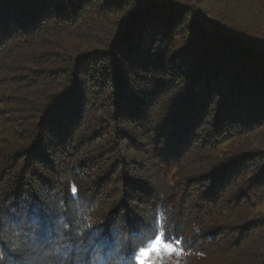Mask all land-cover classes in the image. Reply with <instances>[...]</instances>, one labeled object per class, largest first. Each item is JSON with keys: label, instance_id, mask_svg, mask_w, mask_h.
Segmentation results:
<instances>
[{"label": "trees", "instance_id": "1", "mask_svg": "<svg viewBox=\"0 0 264 264\" xmlns=\"http://www.w3.org/2000/svg\"><path fill=\"white\" fill-rule=\"evenodd\" d=\"M161 221L187 264H264V0H0V264Z\"/></svg>", "mask_w": 264, "mask_h": 264}, {"label": "clouds", "instance_id": "2", "mask_svg": "<svg viewBox=\"0 0 264 264\" xmlns=\"http://www.w3.org/2000/svg\"><path fill=\"white\" fill-rule=\"evenodd\" d=\"M153 235L145 232L124 233L112 250L108 264H187V260L181 255L173 258L168 244L158 238L153 243ZM152 248L149 249V245ZM22 254L23 249H15ZM31 264V261L29 262ZM45 264H57L55 259H48ZM92 264H104L102 254L92 262Z\"/></svg>", "mask_w": 264, "mask_h": 264}, {"label": "snow or ice", "instance_id": "3", "mask_svg": "<svg viewBox=\"0 0 264 264\" xmlns=\"http://www.w3.org/2000/svg\"><path fill=\"white\" fill-rule=\"evenodd\" d=\"M71 193L72 196L75 198L77 196L78 193V189L75 187V185H73L71 187ZM153 243H155V240L158 238L159 240L163 241L165 238V233H164V225H163V221H161L157 227L154 229L153 231ZM101 244H103V241H100ZM179 241L176 242V246H173V244H168V247L171 251V254H177L180 253L179 250ZM152 244L149 245V249L152 248ZM0 259H2V257H0Z\"/></svg>", "mask_w": 264, "mask_h": 264}, {"label": "rangeland", "instance_id": "4", "mask_svg": "<svg viewBox=\"0 0 264 264\" xmlns=\"http://www.w3.org/2000/svg\"><path fill=\"white\" fill-rule=\"evenodd\" d=\"M204 23H205V25H206L208 28H210V29H212V30H217L216 28L210 26L208 23H206V22H204ZM254 201H255V200H253V202H254ZM262 202H263V200L259 201V202H258L259 204H257L258 207H259L260 209L263 208V204H262ZM255 203H257V201H255ZM164 243H165V242H164ZM166 244H172V243H166ZM173 246H175V245L173 244ZM171 255H172L173 258L176 257V254H171ZM177 255H181V252H180V253H177Z\"/></svg>", "mask_w": 264, "mask_h": 264}]
</instances>
